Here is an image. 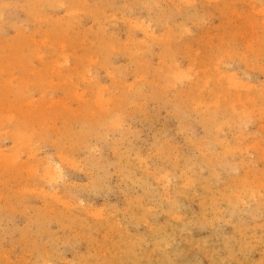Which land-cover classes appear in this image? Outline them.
<instances>
[{
  "label": "rangeland",
  "instance_id": "rangeland-1",
  "mask_svg": "<svg viewBox=\"0 0 264 264\" xmlns=\"http://www.w3.org/2000/svg\"><path fill=\"white\" fill-rule=\"evenodd\" d=\"M0 264H264V0H0Z\"/></svg>",
  "mask_w": 264,
  "mask_h": 264
},
{
  "label": "bare ground",
  "instance_id": "bare-ground-1",
  "mask_svg": "<svg viewBox=\"0 0 264 264\" xmlns=\"http://www.w3.org/2000/svg\"><path fill=\"white\" fill-rule=\"evenodd\" d=\"M59 175V174H58ZM49 177H50V174H49Z\"/></svg>",
  "mask_w": 264,
  "mask_h": 264
}]
</instances>
